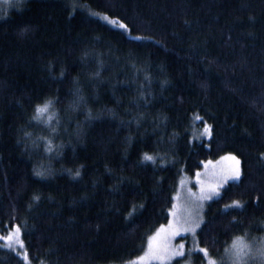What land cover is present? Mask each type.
<instances>
[{"label": "trees", "instance_id": "trees-1", "mask_svg": "<svg viewBox=\"0 0 264 264\" xmlns=\"http://www.w3.org/2000/svg\"><path fill=\"white\" fill-rule=\"evenodd\" d=\"M227 154L241 176L207 204L198 250L169 264L223 261L234 237L264 235V0H20L0 13V237L18 225L25 245L0 239V264L129 262L169 222L182 174Z\"/></svg>", "mask_w": 264, "mask_h": 264}, {"label": "rangeland", "instance_id": "rangeland-1", "mask_svg": "<svg viewBox=\"0 0 264 264\" xmlns=\"http://www.w3.org/2000/svg\"><path fill=\"white\" fill-rule=\"evenodd\" d=\"M18 1L20 0H0V13L3 12V10L11 3ZM203 130L204 128L198 132L199 134L198 137L209 138L210 137L209 135L203 134ZM230 156H235V155L227 154L222 156L218 160H210L204 162L202 169L197 172L199 173L198 178H197V173L192 177L187 174H182L178 182L177 192L174 197V204L169 212L170 215L169 222L179 221L183 223L184 221L190 220L194 214H198V216L202 218L204 221V213L207 204L211 200L217 198L220 195L222 188L227 183L237 180V179H229L227 183H224L222 179V177L225 175H231V170L236 166L235 161L232 160ZM235 157L238 158L237 156ZM238 160H239L238 166L242 173L241 161L239 158ZM218 184L220 185L218 189V193L216 195H213L212 199L203 200L199 204L196 203L199 197L201 196V189H204V194L207 195L210 187ZM169 222L163 225L165 226V230H161V227H159L153 234L150 235V237H156V239L153 241V245H154L153 250L157 251L161 256H170V258L165 260L146 258L145 260L140 261L139 264H169L177 257H180V255L171 256L170 254L172 252H183L184 254L189 255L190 252L193 253V251L198 250V247L196 246L197 244L195 243L193 237L196 235V232L199 228L196 230L195 234L191 232L188 233L180 232L178 236L172 237L170 236V233L167 231V226L169 225ZM185 236H190L192 238H190L191 240L190 239L184 240L183 237ZM241 237H244V241L252 246L253 252H255L256 249L260 247L261 242L264 241V235L261 236V238H256L254 240H249L247 236H241ZM5 243L7 245L6 241ZM181 244L184 246L183 249L180 248ZM12 247L18 251L23 250V248L15 244ZM148 251H149V239L147 241L145 251L140 256L124 264H138V258L144 256L145 253ZM245 251L247 250L245 249ZM22 255H24V253ZM249 259L254 261L252 264H264V262H262L258 258V256H254ZM232 260L233 257L230 247L225 252L223 261L225 264H232ZM187 264H191V263H187Z\"/></svg>", "mask_w": 264, "mask_h": 264}, {"label": "snow or ice", "instance_id": "snow-or-ice-1", "mask_svg": "<svg viewBox=\"0 0 264 264\" xmlns=\"http://www.w3.org/2000/svg\"><path fill=\"white\" fill-rule=\"evenodd\" d=\"M73 11H75V7L73 8ZM70 15L72 13H69ZM107 19V17H104ZM110 23L117 25V21L115 19L111 20ZM118 27L122 29H128V25L123 23L122 21L119 22ZM63 75V73H61ZM52 103L51 100H46L43 105H37L35 108V112L40 114V113H45L48 110L49 105ZM37 118V117H34ZM196 119H201L202 117H196ZM55 131V130H53ZM203 134L205 135H211V130L210 126L205 124ZM27 135V133H25ZM48 144L51 145V141H48ZM48 151H51V147H48ZM232 160L235 161L236 166L231 170V175H225L222 177L223 182L227 183L229 179H238L241 175V171L239 168V160L235 156H230ZM143 159L145 161H152L155 162L156 157L153 155H149L147 153L144 154ZM36 175L38 176H43L44 172L43 171H38L36 172ZM75 175L79 176L80 173L77 171ZM199 177V173H197V178ZM220 185H215L210 187L207 195L204 194V189H201V196L197 200V204H199L203 200H210L212 199L213 195H216L218 193ZM34 200H38L39 197L35 196L33 198ZM225 208H230V207H235L237 209H240L243 207V205L240 203V201H233L231 205H225ZM233 221H235V218H233ZM204 223L203 219L198 216V214H194L190 220L184 221L183 223L179 221H170L169 225L167 226V231L170 233V236L175 237L178 236L180 232H191L195 234L196 230L200 228L201 224ZM161 230H165V226H161ZM159 234V233H158ZM157 234V235H158ZM0 239H3L4 241L7 242L8 247H12L14 244L18 245L21 248H25L24 241L22 239V231L21 228L17 225L14 227V230L9 232V234L5 237H0ZM156 239V237H150L149 238V251L145 253L144 256L138 258V264L140 261L145 260L146 258H151V259H158V260H165L169 259L170 256H161L157 251H154V245L153 241ZM183 245H180V248L183 249ZM245 249L247 251H245ZM199 251L204 255L208 256L210 255L209 251L207 248L199 249ZM227 251V250H226ZM231 251H232V264H248V259L252 258L254 256H258V258L264 262V241L261 242L260 247L256 249L255 252H253V248L250 244L246 243L244 241V237H234L232 241V246H231ZM184 253L183 252H172L170 255L171 256H177L180 255L182 256ZM25 259L27 260V253L25 251ZM210 264H223V261H217L213 259Z\"/></svg>", "mask_w": 264, "mask_h": 264}]
</instances>
